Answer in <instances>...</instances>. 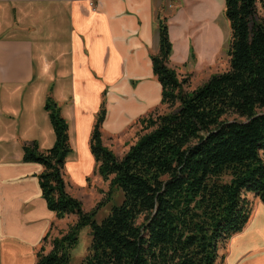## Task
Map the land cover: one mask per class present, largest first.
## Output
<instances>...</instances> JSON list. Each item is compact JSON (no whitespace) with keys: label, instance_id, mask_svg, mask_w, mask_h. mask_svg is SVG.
Returning <instances> with one entry per match:
<instances>
[{"label":"trees","instance_id":"obj_1","mask_svg":"<svg viewBox=\"0 0 264 264\" xmlns=\"http://www.w3.org/2000/svg\"><path fill=\"white\" fill-rule=\"evenodd\" d=\"M224 15L228 69L192 90L168 65L171 42L166 19L159 20L151 61L160 104L170 110L140 117L145 132L121 158L102 143L100 109L90 137L95 170L122 193L100 221L66 189L68 127L46 99L54 143L46 150L24 143L23 159L43 167L38 181L47 208L76 219L60 235L44 237L35 264H69L86 226L82 264H220V245L249 218L248 195L264 204V0H224Z\"/></svg>","mask_w":264,"mask_h":264},{"label":"crops","instance_id":"obj_2","mask_svg":"<svg viewBox=\"0 0 264 264\" xmlns=\"http://www.w3.org/2000/svg\"><path fill=\"white\" fill-rule=\"evenodd\" d=\"M223 15L224 0H0V264H35L59 220L41 194L42 165L23 159L24 143H54L46 99L68 127L66 186L68 177L82 183L96 167L90 137L100 109L107 146L110 137L128 141L133 135L123 133L160 105L151 61L159 20L171 42L168 65L181 79L217 66L227 51ZM249 199L244 227L219 247L222 264H264V204Z\"/></svg>","mask_w":264,"mask_h":264},{"label":"rangeland","instance_id":"obj_3","mask_svg":"<svg viewBox=\"0 0 264 264\" xmlns=\"http://www.w3.org/2000/svg\"><path fill=\"white\" fill-rule=\"evenodd\" d=\"M225 23V26H224ZM227 29V32H226ZM221 33H226V38L222 40V46H224V50H227L228 42H227V36H228V27L226 23V18L223 15V18L221 20ZM228 54L227 51L221 52L220 59L217 63V66H210L208 68L204 67L202 68V72L199 73H193L187 72L183 75V78L186 79V82L184 83V88L186 90L195 88L196 86L201 84L202 79L205 78V76L208 74L211 76L214 73L223 72L228 69L229 63H228ZM182 79V78H181ZM170 108L166 104H160L156 107L155 111L158 113L169 111ZM47 111V110H46ZM154 111V110H153ZM48 113V111H47ZM142 125L139 122H135L131 128L123 133L128 135H133L128 141H125L122 135L117 137H110L107 139V147L113 151V153L118 157L121 158L125 152L128 150L129 145L131 143H134L135 140H137L138 135L141 133H144L145 131H141ZM132 132V133H131ZM126 135L125 137H127ZM106 146V145H105ZM72 152V151H71ZM67 191L73 195L74 197L78 198L81 201L82 208L85 211H91L93 209H96V215L95 218L97 221H100L106 214L109 212V209L112 204H119L122 200V193L119 189L116 187L110 186V180H104L102 177L97 173L95 170V165H93V170H91L85 177L84 182L79 183L76 181H71L70 177L66 179ZM249 198L251 197V194L248 195ZM253 204V200H251V205ZM57 222L55 223L51 234L48 236V241L57 235H60L63 231L67 229V227L72 224L76 216L75 215H66L63 218H58ZM244 227V226H243ZM242 230V229H241ZM241 230L237 231L240 232ZM90 230L89 227H82L79 231V238L77 245L70 251V262L69 264H82L83 257L85 256L87 252V247L90 243ZM229 236L224 243L227 242L229 238H231L234 234ZM48 241L45 243V249L48 250ZM223 243V244H224ZM220 264H222V258L220 261Z\"/></svg>","mask_w":264,"mask_h":264}]
</instances>
